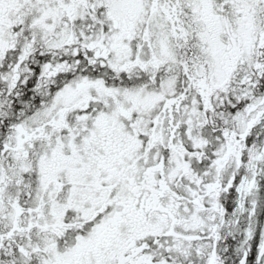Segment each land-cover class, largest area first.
I'll return each mask as SVG.
<instances>
[{
    "label": "snow or ice",
    "instance_id": "snow-or-ice-1",
    "mask_svg": "<svg viewBox=\"0 0 264 264\" xmlns=\"http://www.w3.org/2000/svg\"><path fill=\"white\" fill-rule=\"evenodd\" d=\"M0 264H264V0H0Z\"/></svg>",
    "mask_w": 264,
    "mask_h": 264
}]
</instances>
